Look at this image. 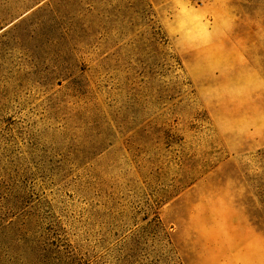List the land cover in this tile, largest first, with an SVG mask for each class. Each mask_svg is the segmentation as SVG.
Returning <instances> with one entry per match:
<instances>
[{
  "label": "rangeland",
  "instance_id": "374dc122",
  "mask_svg": "<svg viewBox=\"0 0 264 264\" xmlns=\"http://www.w3.org/2000/svg\"><path fill=\"white\" fill-rule=\"evenodd\" d=\"M233 198L264 228V0H0V264H191Z\"/></svg>",
  "mask_w": 264,
  "mask_h": 264
},
{
  "label": "crops",
  "instance_id": "0c3cea01",
  "mask_svg": "<svg viewBox=\"0 0 264 264\" xmlns=\"http://www.w3.org/2000/svg\"><path fill=\"white\" fill-rule=\"evenodd\" d=\"M227 205L192 226L191 264H264V228L240 200Z\"/></svg>",
  "mask_w": 264,
  "mask_h": 264
}]
</instances>
